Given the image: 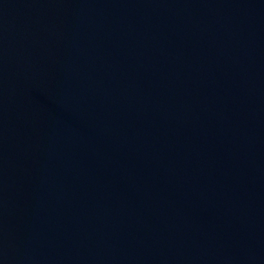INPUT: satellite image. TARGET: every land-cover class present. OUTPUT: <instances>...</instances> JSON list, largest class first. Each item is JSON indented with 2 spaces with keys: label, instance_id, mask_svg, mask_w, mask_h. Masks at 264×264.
Segmentation results:
<instances>
[{
  "label": "water",
  "instance_id": "water-1",
  "mask_svg": "<svg viewBox=\"0 0 264 264\" xmlns=\"http://www.w3.org/2000/svg\"><path fill=\"white\" fill-rule=\"evenodd\" d=\"M0 264H264V0H0Z\"/></svg>",
  "mask_w": 264,
  "mask_h": 264
}]
</instances>
